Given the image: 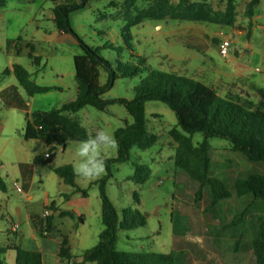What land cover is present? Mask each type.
I'll return each instance as SVG.
<instances>
[{
    "label": "rangeland",
    "instance_id": "1",
    "mask_svg": "<svg viewBox=\"0 0 264 264\" xmlns=\"http://www.w3.org/2000/svg\"><path fill=\"white\" fill-rule=\"evenodd\" d=\"M155 1L135 0L128 10V0H94L71 16V24L88 44L100 47L106 43L111 44L110 48L103 49V55L111 64H115L118 59L127 62L130 58L135 61V56L143 57L146 61L141 76L158 71L202 82L204 80L198 78L206 77L214 81L213 74L216 68L233 70L230 67L232 65L226 63L231 57H237V61L249 63L253 67L264 68V58L259 54L260 51L264 52V6L260 4L261 2L257 5L250 26L249 19L245 16L249 0H236L237 21L234 27L208 22L147 20L132 28V51H128L121 38L123 27L127 23V15L130 13L136 15L138 11ZM169 1L175 5L180 2ZM189 2H206L216 11H223L227 0ZM55 4L52 0L9 1L5 8L0 10V123L3 129L0 135V162L12 164V172L16 162L24 154L33 152L37 146H45L40 140L24 139L26 117L37 110L59 107L76 96L74 56L81 53V50L72 36L59 35L55 29L52 12ZM232 33L235 37L231 36ZM186 35H192L201 41L204 44L202 49L197 47L198 42L195 41L192 42V48L186 47L185 40H188ZM176 36L181 37L174 38ZM222 36L232 40L230 53L225 58L217 50ZM9 41L11 44L8 45ZM251 46L256 52L243 55L244 51H248L245 49H251ZM119 47L123 48L120 53L117 51ZM198 48L203 52L201 57L194 54ZM15 63L24 66L32 74L36 84L60 90L29 97L12 73L5 74V71H10L12 64ZM254 74L257 85L254 89L258 98L243 97V101L244 103L247 101L245 104L252 110L264 112V82L260 80L261 76L257 71ZM105 77L103 74L102 82L105 81ZM139 79L140 77L119 79L106 97L132 99L133 88ZM218 81V85L215 84L214 87L217 88L220 97L231 95L229 91L238 84L232 80L224 86L222 82L226 80ZM77 115L89 135H94L102 127H107L114 133L129 118L125 108L118 104L110 106L107 112L85 107ZM146 117L148 131L157 136L156 144L146 151L134 148L129 162L112 165V177L107 180L106 192L118 208L120 216L122 210L126 209L138 217L137 228L118 232L116 242L118 251L152 255L170 254L175 249L173 211L177 209L178 204L202 210L205 208L206 197L201 196L199 201L198 185L175 170L173 158L177 143L170 135L171 130L177 127L174 113L163 103L148 102ZM204 140L202 134L193 135L196 146H201ZM207 142L211 157V176L223 180L226 184L231 186L238 177L257 167L244 155L235 151L228 141L214 138L208 139ZM75 147L76 145L71 142L64 151L59 149L54 152L50 165H36L37 174L40 172L43 174L44 184L35 182L31 191V194H35V200L26 202V205L31 214L43 215L47 191L50 200L55 201L62 210L74 209L77 212L75 218H59L55 215L54 226L60 229L63 235H68L72 254L80 256L85 250L98 244L99 235L104 229L97 181L107 174V170L103 176L90 183L76 176L79 186L87 190V199L82 200V195L77 193L73 196L74 203L69 205L65 199L73 187L64 183L53 172V168L70 165L74 170L77 159L74 155ZM116 156L117 149L104 153L105 161ZM6 157L8 160L3 161ZM135 163L149 169V176L142 184L131 179L135 175ZM0 175L6 181L1 166ZM6 182L10 184V181ZM24 195L12 190V196L9 197L12 200L17 198L23 201ZM3 196L0 189V203ZM242 205L243 200L236 197L224 201L220 209L221 219L231 221ZM1 214L2 212L0 217ZM80 214H84V223L78 219ZM8 221L0 218L1 246L7 244ZM215 226L218 229L219 226L217 224ZM215 228L212 227L213 230ZM195 240L200 239L195 237ZM201 242L203 249L210 254L208 259L213 264H254L248 248H240L234 242H230L229 237L203 235ZM5 264H15L14 252L5 255Z\"/></svg>",
    "mask_w": 264,
    "mask_h": 264
},
{
    "label": "trees",
    "instance_id": "2",
    "mask_svg": "<svg viewBox=\"0 0 264 264\" xmlns=\"http://www.w3.org/2000/svg\"><path fill=\"white\" fill-rule=\"evenodd\" d=\"M9 1L19 0H0V10L4 9ZM52 1L56 3L52 11L55 29L59 33L72 36L81 50V53L74 56L76 96L59 107L37 110L26 117L24 139L40 140L49 147L45 154L36 156L33 162L36 165H50L52 153L59 149L64 151L69 143L90 136L77 115L85 107L107 112L110 106L118 104L125 108L129 116L124 125L114 132L118 142L117 156L106 161L107 174L97 181L104 227L99 235V242L80 256H74L68 236H61L58 253L60 260L69 264H213L208 259L210 254L203 249L201 242L205 235L229 237V241L240 248H248L254 264H264V112L252 110L232 95L220 97L217 88L205 81L158 71L141 76L146 61L143 57L135 56V61L130 58L127 62L118 59L115 64H111L103 55V49L110 48L111 44L106 43L101 47L90 45L71 24V16L94 0ZM260 1L262 0H249L246 4L245 16L249 19L250 26ZM134 2L135 0H128V10ZM126 18L127 23L123 27L121 38L125 48L132 51V28L147 20L208 22L234 27L237 21V3L236 0H227L223 11H216L206 2L180 0L175 5L169 0H156L136 15L130 13ZM188 47L192 48L191 45ZM117 51L120 53L123 48L119 47ZM196 51L203 53L199 48ZM10 73L29 97L57 90L56 87L36 84L32 74L20 64H12L11 70L5 71V74ZM103 74L106 76L104 82ZM133 77L140 79L133 88L132 99L106 97L119 79ZM148 102L163 103L174 113L177 127L171 130L170 135L177 143L173 158L175 170L198 185L199 201L201 196L206 197L205 208L202 210L178 204L177 209L173 211L175 249L170 254L118 251V232L137 228L138 217L126 209L122 210L120 216L118 208L106 192L107 180L112 177V165L129 162L134 148L146 151L157 142V136L150 133L147 127ZM195 134L205 137L201 146L194 144ZM214 138L228 141L235 151L257 167L238 177L231 186L211 176V157L207 140ZM134 167L135 175L131 179L140 184L144 183L149 176V169L136 163ZM53 172L64 183L72 186L74 193L87 197V190L77 183L72 166H59L53 168ZM0 189L5 190L1 178ZM232 197L243 200V205L234 218L226 222L221 219L220 209L222 203ZM46 211L47 215L44 213L43 217L33 218L35 229L41 236H47L54 229L56 214L59 218L76 217L73 211L58 209L54 202L44 207V212ZM78 219L84 223V214L78 215ZM216 224L220 229H216ZM211 226L216 228L213 230ZM195 237L200 240H195ZM8 251L15 253V264H42L40 252L23 249L12 242L9 236L7 244L0 245V264H5L4 255Z\"/></svg>",
    "mask_w": 264,
    "mask_h": 264
},
{
    "label": "crops",
    "instance_id": "3",
    "mask_svg": "<svg viewBox=\"0 0 264 264\" xmlns=\"http://www.w3.org/2000/svg\"><path fill=\"white\" fill-rule=\"evenodd\" d=\"M260 2H261L260 4H263L264 6V1L262 0ZM59 35H65V34L59 33ZM231 36L235 37L234 33H232ZM177 37H181V36H176L174 38ZM186 37L188 39L185 40L186 47H188V45H192V42L194 41L198 42L197 47L202 49V47L204 46V44L201 41L199 42V40L195 39L192 35H186ZM245 50L248 51H244L242 53L243 55L256 52V50L253 49V46H251V49H245ZM194 54H196V57L203 56L198 52H195ZM259 54L262 56V58H264L263 51H260ZM226 63L232 65L230 67H232L233 70L216 68L213 74V76H215L214 81L211 79H207L206 77L205 78L200 77L198 79L204 80L213 86L215 84L218 85L217 84L219 82L218 79H220V81L226 80L225 82H222V85L224 86L226 84H229L228 82L235 80L234 82L238 84L235 85L234 89H231V91H229L233 97H235L236 99L242 102H244L243 97L247 99H251V98L257 99L258 95L256 90L254 89L257 87L255 81L256 78H254L255 77L254 73L257 71L261 76L260 80L264 82V68L253 67L249 63L239 62L237 61V57H231L230 59H227ZM228 88L225 89L229 90ZM57 90L60 89L57 88ZM245 103H247V101ZM2 130H3L2 125L0 123V135L2 134ZM48 149L49 147L45 144L44 147L37 146L35 147V150L33 152H28L24 154V156L20 158L18 162H16L13 172H12V164H9L7 162H0V166L4 169L6 181H10V184L8 185L7 182L4 181L0 175L1 180L5 184V190H1L4 196L2 197L3 198L2 203H0V212H2L1 216L3 219L9 220L8 221L9 226L6 229V232L12 242L20 245L25 250L40 252L42 257V264H69L66 261H61L58 254L59 246L61 242V236H66V235H63L60 229H57L54 226V229L47 236H41L35 229L33 218L43 217L45 212L43 213V215L37 213L31 214L26 205V202L30 203L35 200V194H31L35 182L37 181L41 184H44L43 174L41 172L37 174V167L36 164L33 162V159L36 156L45 154L48 151ZM7 160H8L7 157L3 159V161H7ZM17 185L18 187H20L21 191H18ZM8 187L10 188L9 190ZM12 190L15 191L17 194H25L24 195L25 199L23 201L17 198H15L14 200L10 199L9 196H12ZM74 194L77 193H74V188H73L70 192V195H68L69 198L65 199V202H67L69 205H72L74 203V198H73ZM81 197L82 200L84 201L87 199V197L85 198L83 196ZM53 202L56 204L58 209L62 210L55 201L50 200V194L46 191L44 207L49 206ZM74 211L75 210L73 209V212ZM75 214H77V212ZM13 226H17L16 230L12 229ZM69 245H70V240H69ZM9 252L11 251H8L7 253ZM5 255H4V263H5Z\"/></svg>",
    "mask_w": 264,
    "mask_h": 264
},
{
    "label": "clouds",
    "instance_id": "4",
    "mask_svg": "<svg viewBox=\"0 0 264 264\" xmlns=\"http://www.w3.org/2000/svg\"><path fill=\"white\" fill-rule=\"evenodd\" d=\"M73 143L76 145L74 155L77 158L74 163V173L89 183L105 174L104 153L118 148L114 133L107 127L99 128L94 135Z\"/></svg>",
    "mask_w": 264,
    "mask_h": 264
},
{
    "label": "built area",
    "instance_id": "5",
    "mask_svg": "<svg viewBox=\"0 0 264 264\" xmlns=\"http://www.w3.org/2000/svg\"><path fill=\"white\" fill-rule=\"evenodd\" d=\"M232 46V40L229 37L226 36H222L219 43H218V52L222 57H228L229 53H230V48ZM17 189L18 191H21L20 187H18L17 185ZM48 212H45V215H47ZM17 226H13L12 229L16 230Z\"/></svg>",
    "mask_w": 264,
    "mask_h": 264
},
{
    "label": "water",
    "instance_id": "6",
    "mask_svg": "<svg viewBox=\"0 0 264 264\" xmlns=\"http://www.w3.org/2000/svg\"><path fill=\"white\" fill-rule=\"evenodd\" d=\"M54 155H55V153H54V154H52V155H51V157H53Z\"/></svg>",
    "mask_w": 264,
    "mask_h": 264
}]
</instances>
